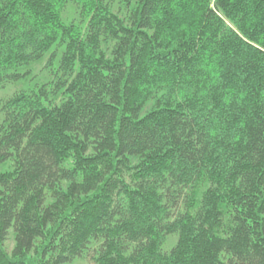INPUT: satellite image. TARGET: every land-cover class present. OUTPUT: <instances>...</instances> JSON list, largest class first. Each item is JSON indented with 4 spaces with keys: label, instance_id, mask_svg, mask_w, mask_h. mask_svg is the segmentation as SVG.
<instances>
[{
    "label": "trees",
    "instance_id": "16d2710c",
    "mask_svg": "<svg viewBox=\"0 0 264 264\" xmlns=\"http://www.w3.org/2000/svg\"><path fill=\"white\" fill-rule=\"evenodd\" d=\"M19 84L0 264H264V0H0Z\"/></svg>",
    "mask_w": 264,
    "mask_h": 264
},
{
    "label": "rangeland",
    "instance_id": "374dc122",
    "mask_svg": "<svg viewBox=\"0 0 264 264\" xmlns=\"http://www.w3.org/2000/svg\"><path fill=\"white\" fill-rule=\"evenodd\" d=\"M73 9L72 7H68L66 10H65V15H64V19L65 20H71V19H74V13H73ZM42 66L41 65H38V66H35L33 68V74L36 75L37 77L35 78L34 82L36 81H43V80H46L45 78H42L41 77V73H40V70H41ZM30 86H32V83L30 84ZM20 88H23L20 84L19 85H7L3 90H0V101L1 99H5L6 96L10 95V94H13L14 92H16L17 90H19ZM175 244V239L173 238H169L166 243H165V249L167 248H170L172 247L173 245ZM5 249L10 252L13 248V240H12V237L11 236H8L6 242H5ZM87 264L86 261L85 262H80V264Z\"/></svg>",
    "mask_w": 264,
    "mask_h": 264
}]
</instances>
